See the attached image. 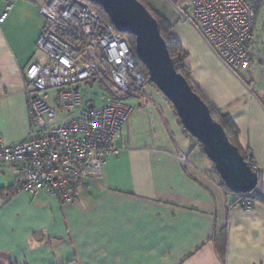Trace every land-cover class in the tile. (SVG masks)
Returning a JSON list of instances; mask_svg holds the SVG:
<instances>
[{
  "label": "crops",
  "instance_id": "crops-1",
  "mask_svg": "<svg viewBox=\"0 0 264 264\" xmlns=\"http://www.w3.org/2000/svg\"><path fill=\"white\" fill-rule=\"evenodd\" d=\"M45 1L0 0V132L10 144L29 136L24 73L47 60L37 49ZM149 4L172 25L193 83L229 114L239 146L264 163V105L241 100L247 93L235 73L177 7ZM165 110L167 117L156 102H142L116 138L129 148L109 157L87 189L73 187L69 200L20 191L16 169L0 167V264H264V200L242 209L173 107Z\"/></svg>",
  "mask_w": 264,
  "mask_h": 264
},
{
  "label": "built area",
  "instance_id": "built-area-1",
  "mask_svg": "<svg viewBox=\"0 0 264 264\" xmlns=\"http://www.w3.org/2000/svg\"><path fill=\"white\" fill-rule=\"evenodd\" d=\"M263 3L184 0L183 9H177L235 73L253 60L257 13ZM39 13L46 25L37 49L47 60L32 63L24 73L29 136L10 144L0 132V167L16 169L20 191L37 196L46 190L69 200L73 187L87 189L90 178L102 175L109 157L129 148L127 141L116 143L132 112L126 99L144 92L149 75L139 68L135 45L88 0H46ZM97 82L110 94L102 106L85 102L82 89ZM52 90L56 91L53 99ZM249 164L258 174V183L239 198L238 205L247 212L264 200V163Z\"/></svg>",
  "mask_w": 264,
  "mask_h": 264
},
{
  "label": "water",
  "instance_id": "water-1",
  "mask_svg": "<svg viewBox=\"0 0 264 264\" xmlns=\"http://www.w3.org/2000/svg\"><path fill=\"white\" fill-rule=\"evenodd\" d=\"M88 1L100 6L119 32L134 37L137 57L146 66L150 82L172 104L182 126L202 145L227 187L238 194L251 192L258 183L257 172L214 119L209 105L177 71L150 10L139 0Z\"/></svg>",
  "mask_w": 264,
  "mask_h": 264
},
{
  "label": "rangeland",
  "instance_id": "rangeland-1",
  "mask_svg": "<svg viewBox=\"0 0 264 264\" xmlns=\"http://www.w3.org/2000/svg\"><path fill=\"white\" fill-rule=\"evenodd\" d=\"M166 1L173 7L183 9L184 0ZM185 13L190 15L189 11H185ZM235 77L243 85L247 93L246 96L241 99L242 101L250 102V98H254L259 105H264V3L257 13L256 33L253 41V60L247 68L237 70L235 72ZM82 89L85 96V102H94L97 106H102L107 103L108 98L110 97L108 90H106V88L98 82L95 83L93 87H90V85H83ZM55 92V90L49 92L52 99ZM147 100L152 103L156 102L159 106H161V109L167 117L165 105L170 106L169 101L154 84L148 83L144 92L138 93L126 99V102L132 107V112L128 119L129 124H131V118L133 117V114L138 111L141 103ZM250 108H252L254 112L258 110L256 104L250 103ZM194 155H196L195 152ZM194 155L192 157H195ZM255 162L259 165L263 164L260 163V161Z\"/></svg>",
  "mask_w": 264,
  "mask_h": 264
},
{
  "label": "trees",
  "instance_id": "trees-1",
  "mask_svg": "<svg viewBox=\"0 0 264 264\" xmlns=\"http://www.w3.org/2000/svg\"><path fill=\"white\" fill-rule=\"evenodd\" d=\"M141 3H143L149 10L150 12L153 14V16L157 19L158 23H159V28L161 31V34L163 36V38L166 40L170 54L175 62V67L177 69V71L179 73H181L186 79L187 81L190 83V85L192 86L193 90L199 94L201 96V98L209 105L211 113L214 117V119L219 122L223 128L225 129L230 141L239 147L242 155L244 156V158L246 159V161L248 163H250V161L253 160V158L250 156L249 152L244 150L242 147L239 146L238 144V129L235 126L233 120L231 119V117L229 116V114L221 112L219 109H217L216 107H214L206 98L205 96L202 94V92L200 91L199 87H197L192 79H191V70L187 67V65L185 64V56L183 55V46L181 45V43L174 37L173 33H172V25L169 23V21H167L164 17H162L159 13H157L156 11H154L150 4H149V0H139ZM90 4H92L102 15V17L110 22L112 24V22L110 21L109 17L107 16V14L103 11V9L96 5L91 3L90 1H88ZM125 36H127L130 41L132 42L133 45H135L134 42V37L128 33H123ZM139 60V59H138ZM139 64V68L142 69L147 75H148V70L146 68V66L139 60L138 62ZM149 83L150 82L149 80ZM153 84V83H152ZM170 103V102H169ZM170 105L172 106V104L170 103ZM173 107V106H172ZM174 109V108H173ZM175 111V110H174ZM176 113V112H175ZM177 115V114H176ZM178 117V115H177ZM180 122V120H179ZM181 124V122H180ZM182 126V124H181ZM183 127V126H182ZM184 129V127H183ZM185 133L192 139L194 140V142L196 143V145H198L200 147V149L203 151V147L202 145L194 138L192 137L185 129H184ZM204 153V151H203ZM214 164V163H213ZM215 168V166H214ZM215 172L219 175V173L217 172V170L215 169ZM220 176V175H219ZM222 181V185L225 188V191L227 193L233 194L235 196H237V202H239V198L241 196V194L238 193H234L233 191H231L227 185L224 183L223 179L221 178ZM261 200V199H260Z\"/></svg>",
  "mask_w": 264,
  "mask_h": 264
}]
</instances>
